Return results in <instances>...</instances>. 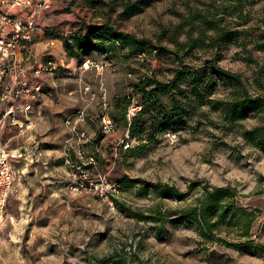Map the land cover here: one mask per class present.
<instances>
[{"label":"rangeland","instance_id":"1","mask_svg":"<svg viewBox=\"0 0 264 264\" xmlns=\"http://www.w3.org/2000/svg\"><path fill=\"white\" fill-rule=\"evenodd\" d=\"M95 1L15 6L35 19L17 52L42 94L24 136L7 118L0 127L7 147L21 153L11 161L13 179L0 214V264H264V150L242 136L264 125V113L225 122L210 102L229 97L230 86L213 73L209 95L177 93V111L168 109L169 93L159 92L163 103L142 116L150 140L132 137L123 118L142 76L168 82L175 70L208 61L240 75L256 96L264 88V0H242L240 16L219 13L234 31L230 39L212 45L195 39L184 47L186 20L210 0ZM104 23L145 38L147 51L132 53L94 31ZM83 38L92 45L79 50ZM38 65L49 71L34 77ZM105 115L113 130L104 129ZM126 133L130 150L121 149ZM212 187L231 191L222 198V223L205 232L184 212L197 209ZM174 190L185 195L177 199ZM247 220L252 242L236 246L247 240Z\"/></svg>","mask_w":264,"mask_h":264},{"label":"trees","instance_id":"2","mask_svg":"<svg viewBox=\"0 0 264 264\" xmlns=\"http://www.w3.org/2000/svg\"><path fill=\"white\" fill-rule=\"evenodd\" d=\"M145 1L146 0H138L136 3H145ZM241 1L242 0H210L203 11L198 10L194 12L185 22V24L189 26L186 32L188 43H183L181 46L184 47L194 44L195 39H208L211 45L230 39L234 31L230 29L226 30L225 24H223L224 18L218 15L219 13L230 12L238 13V16H240L242 11ZM214 2H218V4H214ZM96 3L97 1L93 2V5ZM134 3L132 5L126 4L124 8L125 12H127L131 6L133 7ZM195 22L197 23L196 27L198 29L196 32L197 36L193 38L191 36V31L193 29L192 25H194ZM112 30L113 29L105 23L94 26V31L98 34L110 35L113 44L114 42L118 43L119 46L126 48L132 53L147 51L150 42L145 38H138L134 34L128 32H114ZM206 33H209V35ZM91 45L92 42L89 38L77 40V47L79 50H86L90 48ZM67 48H72L71 44H67ZM206 70H208L209 74L207 72L208 78L204 80V73H206ZM213 73L230 86L231 94L229 97L221 100L214 99L210 102L213 107L220 108L222 119L225 122L234 124L247 117L248 114L252 112L264 113V88H262L256 96H252L248 93L240 75L221 69L215 66L212 61H208L207 65L200 67H185L175 70L168 82L149 80L147 76H142L138 81V91L128 95L124 103L123 114L125 115H123V118L127 117L128 119V129L131 136L139 140H150L153 137V134H147L145 136L142 132L145 125V120L142 119V116L145 112L150 111L151 107H158L163 103L160 99L159 92L169 93L171 100L168 109L170 111H177L180 107L177 93L187 90L190 94L195 95L197 99L209 95V83L212 81ZM181 82L185 83L186 86L182 88ZM116 103L118 102L116 101ZM132 104L138 105L139 108L128 117V109ZM242 136L252 146L264 150V125L254 129L244 130ZM128 150H130V148ZM230 191V187H212V190L205 192L204 198L198 205V208L188 207L186 212H184V216L186 218H192L203 231L207 232L211 230L213 225L222 223L225 218L227 211L222 210L221 202L223 197L230 196ZM160 193L163 196L168 195L165 190H161ZM174 195L177 199H181L185 195V192L174 190ZM213 217H215V220H212ZM243 227L242 235L246 237L247 240L239 242L236 246H247L252 242V240L248 239L251 235V221L247 220V222L243 224ZM260 249L264 252V242L261 243Z\"/></svg>","mask_w":264,"mask_h":264},{"label":"built area","instance_id":"3","mask_svg":"<svg viewBox=\"0 0 264 264\" xmlns=\"http://www.w3.org/2000/svg\"><path fill=\"white\" fill-rule=\"evenodd\" d=\"M8 2L15 7L29 4L30 0H0V7ZM35 28L32 12L19 15L6 10L0 14V127L2 119L7 118L21 136H24L25 131L31 127L28 115L32 111L33 102L42 94V85L38 81H28V69L17 52L19 42L29 40ZM47 71H49L48 66L38 65L32 68L31 75L38 77ZM138 108V105L132 104L127 116L129 117ZM102 123L105 130H113L107 115L102 117ZM130 142L126 133L120 141L121 149L128 150ZM16 157H21V153L9 149L0 136V214L13 179L11 161Z\"/></svg>","mask_w":264,"mask_h":264},{"label":"crops","instance_id":"4","mask_svg":"<svg viewBox=\"0 0 264 264\" xmlns=\"http://www.w3.org/2000/svg\"><path fill=\"white\" fill-rule=\"evenodd\" d=\"M6 10L9 13H12V14H19L20 13L19 10L17 8L11 6L9 2L6 3V4L1 5V7H0V14L2 12H5Z\"/></svg>","mask_w":264,"mask_h":264}]
</instances>
